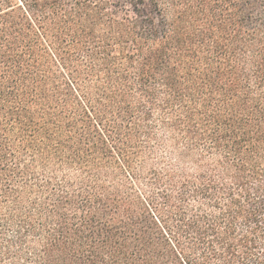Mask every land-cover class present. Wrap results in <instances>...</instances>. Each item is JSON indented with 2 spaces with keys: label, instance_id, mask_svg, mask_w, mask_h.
I'll return each instance as SVG.
<instances>
[{
  "label": "trees",
  "instance_id": "1",
  "mask_svg": "<svg viewBox=\"0 0 264 264\" xmlns=\"http://www.w3.org/2000/svg\"><path fill=\"white\" fill-rule=\"evenodd\" d=\"M0 264H264V0H0Z\"/></svg>",
  "mask_w": 264,
  "mask_h": 264
}]
</instances>
